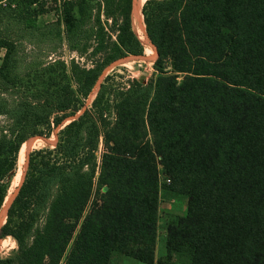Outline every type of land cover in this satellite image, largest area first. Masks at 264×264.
Segmentation results:
<instances>
[{"label":"trees","instance_id":"1","mask_svg":"<svg viewBox=\"0 0 264 264\" xmlns=\"http://www.w3.org/2000/svg\"><path fill=\"white\" fill-rule=\"evenodd\" d=\"M133 6L0 0V210L22 146L60 129L53 149L28 155L0 229L17 253L0 264H166L161 170L187 208L166 227L168 259L264 264V0H146L156 77L105 82L85 108L109 66L144 54ZM24 43L57 58L24 66Z\"/></svg>","mask_w":264,"mask_h":264},{"label":"rangeland","instance_id":"2","mask_svg":"<svg viewBox=\"0 0 264 264\" xmlns=\"http://www.w3.org/2000/svg\"><path fill=\"white\" fill-rule=\"evenodd\" d=\"M145 0H137V4L139 6V14L136 16L133 12V19H134V26L137 27L138 30V21L143 23V16L141 13L142 6ZM55 20L54 13L46 14L38 18L36 25L41 26L46 23L52 22ZM144 25V23H143ZM4 26H0V32H3L2 28ZM145 27V25H144ZM138 32L143 44H144V54L142 56L134 57L129 56L127 58L121 59L111 66H109L100 77L98 83L94 91L92 92L91 96L84 100L85 108H90L92 102L94 101L100 86L105 82L108 83L114 89H126L129 84L134 80H144L145 82H150L154 79L157 75L155 69V61L157 59V53L155 49L152 47L151 43L147 41L146 38L142 36V34ZM20 51L25 55L24 66L31 65V64H38V63H46L47 61H51L52 59L57 58V54H50L46 50L44 45H41L39 48H33L32 46L24 43L20 47ZM5 50L0 49V64L4 57ZM60 59L69 61L72 55L66 47H63L61 52L59 53ZM84 63V61H82ZM90 66V65H89ZM108 79V81H106ZM84 109L78 113L77 116L83 113ZM9 122L4 118L0 117V128L8 126ZM60 129H56L53 131L51 137L44 138V137H34L30 138L23 146H24V160L21 161V151L19 154V161H18V172L19 170L23 169L26 161L28 160V155L32 152L42 150V149H53L58 140V133ZM23 146L21 150L23 149ZM102 145L100 147V151H102ZM17 172V174H18ZM165 175L161 170V199L159 203V222H158V241L156 247V258L159 262H163L166 264H188V260L184 256H173L172 259H168L166 257V250H165V242H166V227L167 225L172 222L176 217L185 215L187 208H186V199L182 196H175L174 194L167 192L164 188L165 186L169 185V183L165 180ZM22 180V179H21ZM16 182V183H15ZM19 181L17 180V175L12 181L11 187L9 189L7 198L5 203L0 210V229L5 224L7 218V211L9 208V204L14 196L16 188L18 187ZM14 189V190H13ZM17 243L12 237H7L5 239H0V259L9 260L13 259L17 253ZM119 257V256H118ZM118 259V261H117ZM120 259V261H119ZM112 264H142L139 262L134 261L131 258L120 257L114 260Z\"/></svg>","mask_w":264,"mask_h":264},{"label":"bare ground","instance_id":"3","mask_svg":"<svg viewBox=\"0 0 264 264\" xmlns=\"http://www.w3.org/2000/svg\"><path fill=\"white\" fill-rule=\"evenodd\" d=\"M137 0H134V14L136 15V16H138V14H139V6H138V4H137V2H136ZM146 1V0H145ZM144 2V1H143ZM138 30L137 31H139L141 34H142V36L144 37V38H146L147 39V41H149L148 40V38H147V35H146V30H145V27H144V25H143V23L142 22H140V21H138ZM24 160V147H23V149L21 150V161H23ZM22 175H23V169H21V170H19V172H18V174H17V180L19 181V183L21 182V179H22ZM16 183V182H15ZM18 183V184H19ZM14 190V189H13Z\"/></svg>","mask_w":264,"mask_h":264},{"label":"crops","instance_id":"4","mask_svg":"<svg viewBox=\"0 0 264 264\" xmlns=\"http://www.w3.org/2000/svg\"><path fill=\"white\" fill-rule=\"evenodd\" d=\"M119 256V257H118ZM120 257H126V256H123V255H119V254H114L113 255V257H112V259H111V262H110V264H112V263H114V260L116 259V258H120ZM126 258H129V257H126ZM117 261H118V259H117ZM119 261H120V259H119ZM135 261V260H134ZM137 262V261H136ZM140 263V262H139ZM143 264V263H142ZM156 264H158V263H156Z\"/></svg>","mask_w":264,"mask_h":264},{"label":"water","instance_id":"5","mask_svg":"<svg viewBox=\"0 0 264 264\" xmlns=\"http://www.w3.org/2000/svg\"><path fill=\"white\" fill-rule=\"evenodd\" d=\"M133 11H134V6H133ZM13 199V198H12ZM12 201V200H11ZM11 203V202H10ZM10 205V204H9Z\"/></svg>","mask_w":264,"mask_h":264},{"label":"built area","instance_id":"6","mask_svg":"<svg viewBox=\"0 0 264 264\" xmlns=\"http://www.w3.org/2000/svg\"><path fill=\"white\" fill-rule=\"evenodd\" d=\"M168 182H169V180H168Z\"/></svg>","mask_w":264,"mask_h":264}]
</instances>
